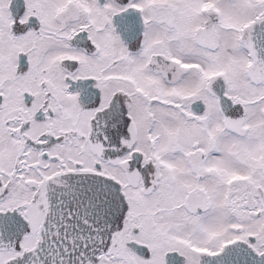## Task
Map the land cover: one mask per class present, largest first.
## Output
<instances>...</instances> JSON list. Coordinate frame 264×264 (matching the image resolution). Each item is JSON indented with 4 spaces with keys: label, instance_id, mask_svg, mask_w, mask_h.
<instances>
[{
    "label": "snow or ice",
    "instance_id": "obj_1",
    "mask_svg": "<svg viewBox=\"0 0 264 264\" xmlns=\"http://www.w3.org/2000/svg\"><path fill=\"white\" fill-rule=\"evenodd\" d=\"M0 264H264V0H0Z\"/></svg>",
    "mask_w": 264,
    "mask_h": 264
}]
</instances>
